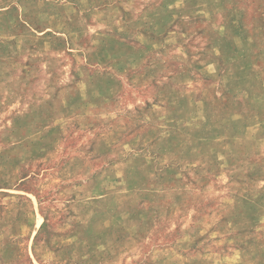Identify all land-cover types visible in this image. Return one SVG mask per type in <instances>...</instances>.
<instances>
[{
  "label": "rangeland",
  "instance_id": "obj_1",
  "mask_svg": "<svg viewBox=\"0 0 264 264\" xmlns=\"http://www.w3.org/2000/svg\"><path fill=\"white\" fill-rule=\"evenodd\" d=\"M0 264H264V0H0Z\"/></svg>",
  "mask_w": 264,
  "mask_h": 264
}]
</instances>
